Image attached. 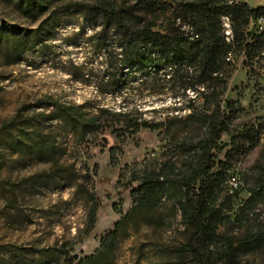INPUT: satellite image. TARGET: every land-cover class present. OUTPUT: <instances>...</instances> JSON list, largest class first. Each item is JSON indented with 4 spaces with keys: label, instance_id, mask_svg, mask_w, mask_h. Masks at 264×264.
<instances>
[{
    "label": "rangeland",
    "instance_id": "1",
    "mask_svg": "<svg viewBox=\"0 0 264 264\" xmlns=\"http://www.w3.org/2000/svg\"><path fill=\"white\" fill-rule=\"evenodd\" d=\"M33 1L0 0V29L9 24L33 33L56 7L97 0H43L44 9L27 8ZM235 1L251 8L264 7V0ZM58 19L55 37L41 34L44 41L18 62L7 56V43L0 39V128L17 116L23 121L0 140V264H33L39 249L67 241L75 244L72 257L92 255L102 237L135 205L134 175L149 172L179 181L199 166L197 143L205 137V128L188 119L189 111L182 110L196 96L187 92L186 97L173 99L162 80L154 89L140 86L133 81L132 70L121 93L103 92L109 68L100 47L90 41L94 33L90 22L75 8L64 10ZM263 28L264 21L259 20L250 30L254 33ZM41 100L78 107L87 117L97 118L98 125L85 138L77 136L66 121L41 116L55 112L47 103L34 107ZM223 101L224 107L232 104L236 119L213 152L215 171L220 162L225 163L220 172L223 192L219 200L225 216L214 249L229 244L239 247L249 232L264 231V203L252 211L248 203L250 189L264 169V57L236 62ZM195 105L200 107L202 102ZM123 106L134 109L135 119L163 126L134 132L114 114ZM32 117L37 119L34 126L25 122ZM250 125L262 130L259 138L243 132ZM34 128L58 139L63 150L59 163L74 166L78 176L27 182L52 166L46 157L40 158L14 141L15 136ZM233 176L239 181L237 190L229 185ZM86 191L94 194L99 205L90 234H85L90 210ZM180 197L178 188L171 189L162 200L158 218L137 216L130 220L119 240L116 264H180L177 249L189 239L178 206ZM185 264L195 263L189 256ZM236 264H264V238L255 252L240 248Z\"/></svg>",
    "mask_w": 264,
    "mask_h": 264
},
{
    "label": "trees",
    "instance_id": "2",
    "mask_svg": "<svg viewBox=\"0 0 264 264\" xmlns=\"http://www.w3.org/2000/svg\"><path fill=\"white\" fill-rule=\"evenodd\" d=\"M43 2H29L27 8L44 9ZM70 8H75L90 22L94 31L90 41L100 47L105 57L109 69L103 92L121 93L131 70L133 81L139 82L140 86L154 89V84L162 80L171 90L173 99L186 97L187 92H192L196 97L189 100L182 110L189 111L188 119L205 128V137L197 143L199 166L191 175L183 176L179 181L166 180L149 172L134 175L133 181L137 183L133 191L135 205L112 231L102 237L94 254L72 257L75 244L67 241L59 246L39 249L33 264H116L119 240L130 220L137 216L158 218L162 200L171 189L177 188L181 192L178 206L189 233L187 244L177 249L180 264H185L189 256L195 264H236L240 248L246 253L258 250L264 231L249 232L239 247L229 244L225 249H214L225 216V209L219 205L223 192L220 172L225 163L220 162L218 171H215L213 152L222 134L231 131L236 119L232 104L223 106L228 80L236 62L240 58L253 62L264 57V28L254 33L250 30L252 23L264 21V7L251 8L235 0L70 2L56 7L52 16L33 33L9 24L2 25L0 39L7 43V56L18 62L44 41L41 34L55 37L59 15ZM50 22L53 23L51 26ZM199 101L202 105L197 107L195 103ZM45 103L54 107L55 112L41 116L66 121L77 131V136L85 138L89 130L98 125L97 118L87 117L75 106L41 100L34 107ZM102 112L110 111L103 109ZM114 114L134 132L163 126L135 119L134 109L129 106L119 108ZM36 120L32 117L25 122L34 126ZM22 122L17 116L3 125L0 140L6 133L12 134L23 125ZM243 132L249 137L259 138L262 130L250 125ZM14 141L21 148L36 152L38 157H46L52 164L48 170L29 178V184L78 176L74 166L59 163L63 150L56 137L34 128L15 136ZM232 142H236L235 136ZM85 194L90 205L85 234H90L96 225L99 205L93 193L86 191ZM248 203L251 211L264 203V169L250 189Z\"/></svg>",
    "mask_w": 264,
    "mask_h": 264
},
{
    "label": "built area",
    "instance_id": "3",
    "mask_svg": "<svg viewBox=\"0 0 264 264\" xmlns=\"http://www.w3.org/2000/svg\"><path fill=\"white\" fill-rule=\"evenodd\" d=\"M229 185L231 187V189L233 190H237L239 188V181L236 177H231L229 180Z\"/></svg>",
    "mask_w": 264,
    "mask_h": 264
},
{
    "label": "water",
    "instance_id": "4",
    "mask_svg": "<svg viewBox=\"0 0 264 264\" xmlns=\"http://www.w3.org/2000/svg\"><path fill=\"white\" fill-rule=\"evenodd\" d=\"M106 142V141H105Z\"/></svg>",
    "mask_w": 264,
    "mask_h": 264
}]
</instances>
